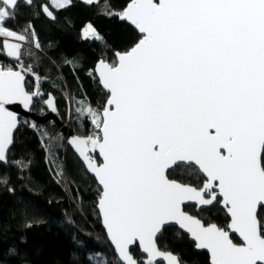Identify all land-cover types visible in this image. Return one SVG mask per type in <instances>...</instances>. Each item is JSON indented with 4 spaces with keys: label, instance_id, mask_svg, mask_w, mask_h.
<instances>
[{
    "label": "snow or ice",
    "instance_id": "snow-or-ice-1",
    "mask_svg": "<svg viewBox=\"0 0 264 264\" xmlns=\"http://www.w3.org/2000/svg\"><path fill=\"white\" fill-rule=\"evenodd\" d=\"M22 6L32 19L20 25ZM72 6L74 0H0V55L14 61L0 64V166L30 168L9 154L21 127L37 128L6 106L30 112L42 100L58 113L41 85L83 64L79 54L38 55L35 18L55 24ZM103 14L140 35L113 50L91 23L82 28L84 39L103 46L87 74L104 99L76 102L84 132L67 143L96 182L95 210L116 264H184L162 243L166 234L206 250L209 264H264V0H129L120 11L106 4ZM29 77L34 88L26 87ZM47 151L55 163L51 143ZM55 176L70 183L60 165ZM0 182L15 192L2 173ZM218 206L223 225L210 216Z\"/></svg>",
    "mask_w": 264,
    "mask_h": 264
},
{
    "label": "trees",
    "instance_id": "trees-1",
    "mask_svg": "<svg viewBox=\"0 0 264 264\" xmlns=\"http://www.w3.org/2000/svg\"><path fill=\"white\" fill-rule=\"evenodd\" d=\"M128 2L98 0V4L89 6L83 0H74V6L62 12L55 24L35 18L43 45V52L38 55L47 53L58 59L60 55L71 58L79 54L83 58L77 71L65 67L41 85L44 98L48 93L56 97L62 119L78 134L83 133L84 128L76 118V102L87 99L95 104L104 99L87 74L92 54H99L103 46L91 38L84 39L82 28L91 23L113 50L131 47L140 34L126 22L103 14L106 4L112 10L120 11ZM29 19H32L29 10L22 6L14 23L23 25ZM51 44L55 45L52 49L48 47ZM6 58L0 55V60ZM24 59L26 63L35 62L27 56ZM46 69L47 65L42 64L39 71L43 73ZM27 87L34 88L35 85ZM41 108L45 113L42 100H37L33 110L43 114ZM24 120L35 123L37 128L21 127L15 133V147L9 157L13 161H30V168L21 172L14 165L0 166V173L10 181L8 186L15 188V192L10 193L0 182V264H103L105 257L108 264H116L114 250L95 210L97 185L94 178L84 173L83 165L56 122L40 124L31 119ZM42 131L48 135H41ZM50 143L56 154L55 163L47 151ZM56 165L63 167L65 181L70 183L57 182ZM210 216L214 222L225 223V213L219 206ZM233 239L238 240L236 236ZM162 243L170 244L184 264H209L207 252L194 251L171 235L166 234ZM93 253L102 254L99 262L95 258L89 261L88 257Z\"/></svg>",
    "mask_w": 264,
    "mask_h": 264
},
{
    "label": "water",
    "instance_id": "water-1",
    "mask_svg": "<svg viewBox=\"0 0 264 264\" xmlns=\"http://www.w3.org/2000/svg\"><path fill=\"white\" fill-rule=\"evenodd\" d=\"M26 87H27V83H26ZM47 98L48 97H46L44 99H47ZM55 99H56V97H55ZM56 103H57V101H56ZM43 105L46 108V112L43 113V114H38L34 110L29 112L28 110L24 109L23 105H21L19 103H14V104H11V105H7L6 107L8 108L9 111L15 112L21 120L31 119L32 121H34L36 123H40V124H46V123H48L50 121L56 122L59 125V127L61 128V130L63 131V133L66 135L67 139L70 136L74 135V134H78L75 130L70 128L69 125H67L64 122V120L62 119L59 111H58V113H53L47 108V105H45L44 103H43ZM69 146H70V149L75 153L73 147L71 145H69ZM102 226H103V224H102ZM103 228H104V226H103ZM104 230H105V228H104ZM105 234H106V230H105ZM106 236H107V234H106ZM237 239H238V237H237ZM111 247H112V245H111ZM112 249H113V247H112ZM199 252H206V250H200ZM165 264H166V262H165Z\"/></svg>",
    "mask_w": 264,
    "mask_h": 264
},
{
    "label": "built area",
    "instance_id": "built-area-1",
    "mask_svg": "<svg viewBox=\"0 0 264 264\" xmlns=\"http://www.w3.org/2000/svg\"><path fill=\"white\" fill-rule=\"evenodd\" d=\"M0 64H10V65H13L14 64V61L11 60V58L7 57L6 59H3V60H0ZM27 86H32V85H35L32 81V78L29 77L28 80H27ZM69 102H71V96L68 95L67 96Z\"/></svg>",
    "mask_w": 264,
    "mask_h": 264
},
{
    "label": "rangeland",
    "instance_id": "rangeland-1",
    "mask_svg": "<svg viewBox=\"0 0 264 264\" xmlns=\"http://www.w3.org/2000/svg\"><path fill=\"white\" fill-rule=\"evenodd\" d=\"M70 118H71V117L69 116V120H70Z\"/></svg>",
    "mask_w": 264,
    "mask_h": 264
}]
</instances>
